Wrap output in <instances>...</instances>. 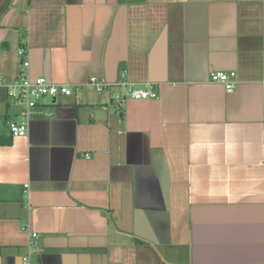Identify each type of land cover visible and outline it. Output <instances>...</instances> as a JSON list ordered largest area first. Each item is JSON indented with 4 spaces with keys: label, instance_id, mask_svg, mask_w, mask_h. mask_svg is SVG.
I'll use <instances>...</instances> for the list:
<instances>
[{
    "label": "crops",
    "instance_id": "0c3cea01",
    "mask_svg": "<svg viewBox=\"0 0 264 264\" xmlns=\"http://www.w3.org/2000/svg\"><path fill=\"white\" fill-rule=\"evenodd\" d=\"M20 48L71 95L12 138ZM27 224L30 264H264V0H0V264Z\"/></svg>",
    "mask_w": 264,
    "mask_h": 264
},
{
    "label": "built area",
    "instance_id": "2783aa9c",
    "mask_svg": "<svg viewBox=\"0 0 264 264\" xmlns=\"http://www.w3.org/2000/svg\"><path fill=\"white\" fill-rule=\"evenodd\" d=\"M27 53L25 48L18 50V56L21 58V62L17 76L5 85L6 96L10 106L17 110L14 116L6 122L8 132L12 138L26 136L33 115L43 100H48L51 103L59 95H71V90L68 85H56L44 77L32 78L29 74L30 63L27 58L24 59ZM235 78V72L217 71L210 75L211 82L223 85L227 92L235 88ZM90 84L95 87L98 94L108 92L109 90V86L97 82L96 78H91ZM126 92L131 99L135 100H145L154 95L150 90L144 91L133 86H129ZM113 100H115L118 106H121L123 102L121 95H115ZM24 187L27 188L28 185ZM25 227L28 231L27 248L29 255L23 259V264H30V254L34 251L35 247H39L37 242L38 236L35 232L29 230L28 224Z\"/></svg>",
    "mask_w": 264,
    "mask_h": 264
},
{
    "label": "water",
    "instance_id": "95a60500",
    "mask_svg": "<svg viewBox=\"0 0 264 264\" xmlns=\"http://www.w3.org/2000/svg\"><path fill=\"white\" fill-rule=\"evenodd\" d=\"M43 76H44V78H46L47 77V74H44Z\"/></svg>",
    "mask_w": 264,
    "mask_h": 264
}]
</instances>
